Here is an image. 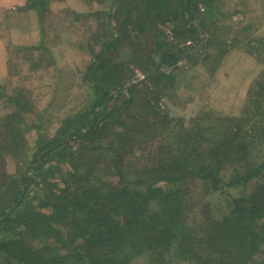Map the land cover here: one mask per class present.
<instances>
[{
	"label": "trees",
	"instance_id": "1",
	"mask_svg": "<svg viewBox=\"0 0 264 264\" xmlns=\"http://www.w3.org/2000/svg\"><path fill=\"white\" fill-rule=\"evenodd\" d=\"M51 1L25 7L42 20ZM213 1L108 0L83 76L91 104L39 142L17 184L0 159V218L15 205L0 222V264H264V68L238 116L200 112L185 126L159 105L158 85L172 99L176 64L197 57L206 19L225 27ZM250 27L247 46L264 40ZM241 42L212 48L207 39L203 53L212 48L218 63ZM138 72L148 76L115 96ZM0 98L14 107L0 119V142L19 152L31 104Z\"/></svg>",
	"mask_w": 264,
	"mask_h": 264
},
{
	"label": "rangeland",
	"instance_id": "2",
	"mask_svg": "<svg viewBox=\"0 0 264 264\" xmlns=\"http://www.w3.org/2000/svg\"><path fill=\"white\" fill-rule=\"evenodd\" d=\"M213 2L217 6L216 12L225 14L218 24L231 25L230 30L220 25V28L211 29L215 19H206L204 30L199 33L202 40L191 49L197 57L193 61L179 60L173 89L166 84L169 90H173L172 99L167 97L163 86L158 85L165 92L159 101L163 113L171 119L181 117L185 126L193 125L200 112L210 115L211 119L214 116L240 115L250 84L264 68V40L251 41L249 46L245 44L249 25L252 38L264 39V0ZM46 3L41 9L43 19L39 20L40 17L32 10L26 9V0H0V91L6 96L27 99L31 104L30 112H25L30 128L25 133H22L25 129L22 130L20 138L17 136L18 146L22 142L25 144L23 150L8 152V142H0L3 152L0 159L5 163V173L16 184L32 173L27 161L36 152L39 142L52 139L66 119L91 104V89L83 81V76L91 60L90 48L101 39V33L104 38L103 24L110 11L108 0H55ZM131 35L135 36V32ZM207 39L211 41L212 48H228L236 40L242 42L217 63L218 56L212 48L203 53ZM202 53L204 60L201 61ZM116 57L122 58L123 55L119 53ZM212 66L217 71H211L209 75L208 70ZM173 69L163 68L162 72ZM136 74L127 83L139 79L141 82L147 75ZM125 91L123 87L114 95ZM2 99L0 119L13 111L6 98ZM114 103L115 100L111 99L106 106L112 107ZM3 135L0 133L2 140ZM194 188L201 198L207 195L205 186L195 185ZM44 192L43 189L41 196ZM192 216L190 213L189 218ZM198 216L196 213L195 217Z\"/></svg>",
	"mask_w": 264,
	"mask_h": 264
},
{
	"label": "water",
	"instance_id": "3",
	"mask_svg": "<svg viewBox=\"0 0 264 264\" xmlns=\"http://www.w3.org/2000/svg\"><path fill=\"white\" fill-rule=\"evenodd\" d=\"M202 45H203V44H202ZM201 47H202V46H201ZM146 76H147V75H145L144 78H146ZM140 80H141V79H139V80H137V81L139 82ZM137 81L127 83V84L124 86V90H127L128 87H130V86L133 85V84H136ZM14 207H15V205H12V206H10V207L5 211L4 215L0 218V222H1L2 220H4V219L10 214V212L12 211V209H13Z\"/></svg>",
	"mask_w": 264,
	"mask_h": 264
}]
</instances>
